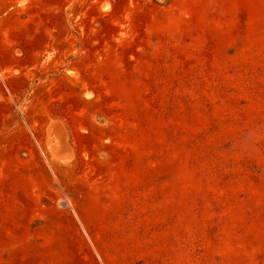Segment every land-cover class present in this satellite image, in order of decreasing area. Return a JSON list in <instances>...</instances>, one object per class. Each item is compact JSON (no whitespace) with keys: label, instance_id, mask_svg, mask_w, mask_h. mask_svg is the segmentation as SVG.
Wrapping results in <instances>:
<instances>
[{"label":"rangeland","instance_id":"rangeland-1","mask_svg":"<svg viewBox=\"0 0 264 264\" xmlns=\"http://www.w3.org/2000/svg\"><path fill=\"white\" fill-rule=\"evenodd\" d=\"M0 264H264V0H0Z\"/></svg>","mask_w":264,"mask_h":264},{"label":"water","instance_id":"water-1","mask_svg":"<svg viewBox=\"0 0 264 264\" xmlns=\"http://www.w3.org/2000/svg\"><path fill=\"white\" fill-rule=\"evenodd\" d=\"M53 123H55V122H53ZM54 127H55V125H52V127H51V128H52V129H54Z\"/></svg>","mask_w":264,"mask_h":264},{"label":"bare ground","instance_id":"bare-ground-1","mask_svg":"<svg viewBox=\"0 0 264 264\" xmlns=\"http://www.w3.org/2000/svg\"><path fill=\"white\" fill-rule=\"evenodd\" d=\"M59 161V160H58ZM67 161V160H66Z\"/></svg>","mask_w":264,"mask_h":264}]
</instances>
